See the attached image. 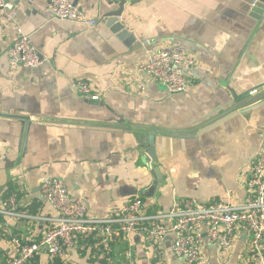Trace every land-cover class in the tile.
I'll use <instances>...</instances> for the list:
<instances>
[{
    "label": "crops",
    "instance_id": "0c3cea01",
    "mask_svg": "<svg viewBox=\"0 0 264 264\" xmlns=\"http://www.w3.org/2000/svg\"><path fill=\"white\" fill-rule=\"evenodd\" d=\"M12 1L14 23L0 11V202L16 194L20 211L55 216L40 191L41 180L52 177L63 179L94 218L117 215L136 198L149 215L182 199L243 202V181L263 144L264 99L245 107L229 101L264 88L258 0H127L121 23L136 38L129 47L105 24L118 0H78L99 20L94 29L54 19L50 0ZM16 27L51 57L55 71H11ZM174 45L197 59L183 69L191 85L180 94L137 69L151 52ZM78 80H90L100 100L75 94ZM4 223L0 217V264L15 255L12 238L37 242L49 227L31 219ZM173 238H95L85 250L68 248L57 264H126L128 249L137 264H184ZM29 264H48L46 254ZM203 264H257L251 237L240 233L228 252L206 243Z\"/></svg>",
    "mask_w": 264,
    "mask_h": 264
},
{
    "label": "built area",
    "instance_id": "2783aa9c",
    "mask_svg": "<svg viewBox=\"0 0 264 264\" xmlns=\"http://www.w3.org/2000/svg\"><path fill=\"white\" fill-rule=\"evenodd\" d=\"M32 3L34 0H24ZM48 9L54 19L73 22L94 29L99 20L87 16L78 0H50ZM0 11L9 23H14L18 5L12 0H0ZM16 37L8 50L9 68L17 72L21 68L36 69L43 65L55 71L52 59L40 54L32 38L20 27L15 28ZM197 65L194 55L180 46H171L151 52L138 64V72L153 82L164 86L170 94L185 93L191 85L190 77L183 71ZM75 94L91 101H99L90 80L73 82ZM259 92L253 90L250 96ZM260 152L251 162L249 176L243 181L246 198L240 204L224 200L200 202L182 199L174 203L167 213L149 215L143 201L136 198L128 202L119 214L94 218L89 215L84 200L70 196L65 181L61 178H44L40 182L42 199L56 212L51 217L31 216L20 211L16 194L0 202V217L5 218L4 227L10 221L20 219L41 220L49 223L41 240L29 242L14 237L10 244L15 253L6 264H29L37 255L44 253L48 264H57L65 257L68 248L76 245L81 250L90 246L95 238L109 239L114 234L126 237L145 233L151 239L173 235L172 250L184 264H203L206 243L218 245L222 252L231 250L240 233L251 237V249L257 264H264V131ZM168 225H162V222ZM126 264H137L131 249L125 252Z\"/></svg>",
    "mask_w": 264,
    "mask_h": 264
},
{
    "label": "water",
    "instance_id": "95a60500",
    "mask_svg": "<svg viewBox=\"0 0 264 264\" xmlns=\"http://www.w3.org/2000/svg\"><path fill=\"white\" fill-rule=\"evenodd\" d=\"M126 3H127V0L116 1V4L119 5V9L106 16L105 24L107 25V27H109L112 30L113 33H115L117 35V37L119 39L123 40L125 42V44L129 47V46H132L133 44L136 43V38L134 35L130 34L128 32L127 28L121 23V17L124 13ZM254 13H255V15H256L255 17L257 19H261L260 17L264 13V0H258V2L256 4V8L254 9ZM255 90H257L259 92L258 93L259 95L257 94L258 96L257 95L256 96H250V92L248 94L240 96V98H239V96L236 97L235 95H233L234 99H231L229 101V104L233 105L232 104V103H234L233 100H235V102L239 103L241 105V107L252 106L254 104L260 103L258 101H261L264 99V93H263L264 88L255 89ZM247 97H249V98H247ZM238 107L240 108V106H238Z\"/></svg>",
    "mask_w": 264,
    "mask_h": 264
}]
</instances>
